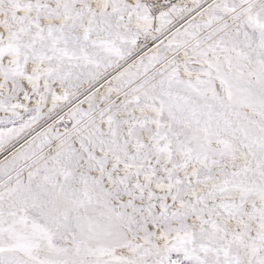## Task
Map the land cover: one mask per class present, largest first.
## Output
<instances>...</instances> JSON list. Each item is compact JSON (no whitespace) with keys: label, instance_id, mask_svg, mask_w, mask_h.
Listing matches in <instances>:
<instances>
[{"label":"snow or ice","instance_id":"snow-or-ice-1","mask_svg":"<svg viewBox=\"0 0 264 264\" xmlns=\"http://www.w3.org/2000/svg\"><path fill=\"white\" fill-rule=\"evenodd\" d=\"M0 264H264V0H0Z\"/></svg>","mask_w":264,"mask_h":264}]
</instances>
